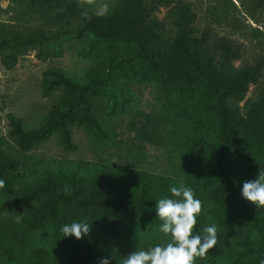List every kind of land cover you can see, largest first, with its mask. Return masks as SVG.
Masks as SVG:
<instances>
[{"label":"trees","instance_id":"1","mask_svg":"<svg viewBox=\"0 0 264 264\" xmlns=\"http://www.w3.org/2000/svg\"><path fill=\"white\" fill-rule=\"evenodd\" d=\"M7 1L1 12L38 23L0 21V70L13 68L27 50L61 53L64 39L76 40L79 56L90 61L81 77L59 67L45 71L44 95L61 94L38 127L9 114L22 151L53 135L74 150V127L105 141L103 109L108 116L123 111L132 82L153 83L166 97L161 127L173 135L182 173L47 167L11 156L0 140V264H99L104 257L122 264L134 250L169 242L159 232L155 200L171 198L169 189L181 183L201 201L194 232L217 228V244L196 264H264V208L240 195L244 181L264 173V86L245 101L264 57L235 65L243 45L199 28L195 9L181 0L170 9L171 28L156 11L172 0H116L102 15L80 0ZM239 1L264 8V0ZM72 222H86L88 234L63 237L62 226Z\"/></svg>","mask_w":264,"mask_h":264},{"label":"rangeland","instance_id":"2","mask_svg":"<svg viewBox=\"0 0 264 264\" xmlns=\"http://www.w3.org/2000/svg\"><path fill=\"white\" fill-rule=\"evenodd\" d=\"M169 6H161L156 16L168 28L173 26ZM190 3L197 13L199 28L209 27L217 34L232 38L243 45V55L235 62L239 66L253 63L264 57V8L253 7L239 0H181ZM85 7L107 13L116 0H80ZM6 8L7 0H0ZM15 12L0 11V21L14 24L18 28L35 25L38 21L18 22ZM53 29V28H52ZM57 29V28H56ZM55 29V30H56ZM62 52H41L38 48L19 55L11 69L0 70V140L3 148L22 161H40L47 167H72L97 165L107 168L143 170L166 175H181V160L177 150L169 144L173 135L161 127L162 115H168L165 95L153 83L132 82L131 102L121 111L118 107L112 116L103 109L102 122L107 134L105 141L91 137L83 127L73 128L74 150H67L58 135L36 145L30 151H22L11 134L9 114L21 117L28 129L38 127L61 94L60 90L50 96L43 93V77L47 69L59 67L74 77H81L90 61L79 56L80 44L73 39L62 41ZM40 53V55H38ZM264 86V68L257 85L250 87L245 101L255 96L257 87ZM245 101L241 102L243 106ZM159 127L160 134L155 128ZM167 131V132H166Z\"/></svg>","mask_w":264,"mask_h":264},{"label":"clouds","instance_id":"3","mask_svg":"<svg viewBox=\"0 0 264 264\" xmlns=\"http://www.w3.org/2000/svg\"><path fill=\"white\" fill-rule=\"evenodd\" d=\"M102 15L103 13H98ZM4 182L0 180V188ZM170 197L155 200V216L161 221L159 232L169 238L165 244H156L146 250H134L122 261V264H196L217 244L215 225L195 231L201 214V201L195 197L190 187L180 184L169 189ZM241 198L255 208H264V173L255 179L244 181L240 188ZM63 237L77 240L86 236L89 225L86 222H72L62 226ZM99 264H110L104 257Z\"/></svg>","mask_w":264,"mask_h":264}]
</instances>
